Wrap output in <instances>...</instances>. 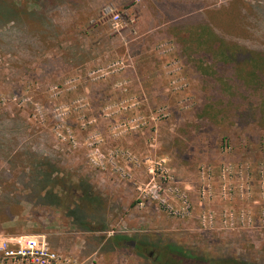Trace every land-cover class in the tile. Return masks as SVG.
<instances>
[{"label":"rangeland","instance_id":"obj_1","mask_svg":"<svg viewBox=\"0 0 264 264\" xmlns=\"http://www.w3.org/2000/svg\"><path fill=\"white\" fill-rule=\"evenodd\" d=\"M211 2L0 0V32L15 27L0 35V118L22 129L0 142L16 154L0 153V193L21 197L0 204V239L44 234L76 264H154L170 246L264 264V116L233 101L264 62L219 77L202 43L213 29L262 56L264 0Z\"/></svg>","mask_w":264,"mask_h":264},{"label":"trees","instance_id":"obj_2","mask_svg":"<svg viewBox=\"0 0 264 264\" xmlns=\"http://www.w3.org/2000/svg\"><path fill=\"white\" fill-rule=\"evenodd\" d=\"M214 1V0H212ZM233 1V0H230ZM161 5L168 8V3L172 6H175V8H178V4L182 3L184 6V10H188L190 8L196 7L201 8L204 5H208L209 3H212L211 0H160ZM214 4V3H213ZM257 13L261 16L260 19H263L264 21V3L258 4L257 6ZM174 8V7H173ZM0 11H2V5L0 4ZM164 11V10H163ZM15 27H9L8 29L4 30L2 33L0 32V35L5 36L6 33H11L12 30H14ZM213 29H207L205 32H203V41L206 48V52H217V61H215V65L217 68L221 69H227L223 71H219V77L228 76L231 80H236L239 78V75L237 74V66L242 62V60H245L246 57L249 58L251 62H253L255 65L256 60L264 62V53L261 54L262 56L254 57L251 53L252 48L249 45L244 46H234L229 43H225V40H222L221 37L215 38L214 34L215 31H212ZM18 32V31H17ZM262 48H264V45H260ZM259 46V48H261ZM259 54V55H260ZM255 61V62H254ZM228 66V68H224ZM258 67V66H257ZM221 72H225L226 74H221ZM252 77L257 80L256 83H262L264 81V69H259L257 72L252 74ZM259 85H252L251 87L247 89H238L236 91H233L235 93L233 96V101H235L238 104H241L239 102H243L244 100H250L253 101L250 103H254L256 105H259L261 112L264 116V87L260 89ZM247 104L249 102L247 101ZM259 109V110H260ZM8 117H2L0 118V142L2 140H5L8 138L7 142L13 141V136L17 134H22L21 130H14L11 128L8 124ZM5 147L7 144L0 143V147ZM11 151L5 152V150H1V157L5 158V160L8 163H14L16 157H14L16 154L13 153L12 148ZM2 149V148H0ZM12 169V168H11ZM10 168L2 169L5 175H12V171ZM0 172V176H1ZM36 197L39 201L46 202L47 197L49 195L41 193L35 186H31V189L27 193L26 197ZM32 200V199H31ZM30 200V201H31ZM21 203V197L18 194H15L13 190H8L6 187L3 188L2 192L0 193V204L5 205L6 209L14 210V207ZM115 242L121 239L125 240H132V238L122 235H114ZM139 240V241H138ZM135 241V246L139 250V253L141 255H144V249L145 247H149L152 244L149 243L146 239H138ZM164 251L166 253H162L160 256H156V262L154 264H258V263H251L244 260L235 259L233 257H222L218 260H216L214 263H205L204 259L201 257V259L198 256H192L190 253L184 251L179 246H170L168 249L165 247ZM167 255V257L165 256ZM202 261V262H201Z\"/></svg>","mask_w":264,"mask_h":264},{"label":"built area","instance_id":"obj_3","mask_svg":"<svg viewBox=\"0 0 264 264\" xmlns=\"http://www.w3.org/2000/svg\"><path fill=\"white\" fill-rule=\"evenodd\" d=\"M0 264H76L50 246L44 234L6 235L0 239Z\"/></svg>","mask_w":264,"mask_h":264},{"label":"crops","instance_id":"obj_4","mask_svg":"<svg viewBox=\"0 0 264 264\" xmlns=\"http://www.w3.org/2000/svg\"><path fill=\"white\" fill-rule=\"evenodd\" d=\"M153 1H154V2H156V3H158V4H161V3H160V0H153ZM158 7H159L160 9H163V7H162V6H161V7H160V6H158Z\"/></svg>","mask_w":264,"mask_h":264}]
</instances>
